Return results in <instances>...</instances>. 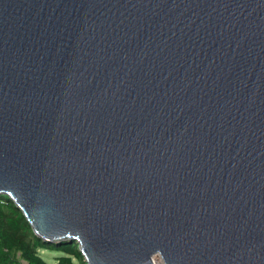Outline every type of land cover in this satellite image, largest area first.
Segmentation results:
<instances>
[{"label": "water", "instance_id": "1", "mask_svg": "<svg viewBox=\"0 0 264 264\" xmlns=\"http://www.w3.org/2000/svg\"><path fill=\"white\" fill-rule=\"evenodd\" d=\"M0 192L86 264H264V0H0Z\"/></svg>", "mask_w": 264, "mask_h": 264}, {"label": "trees", "instance_id": "2", "mask_svg": "<svg viewBox=\"0 0 264 264\" xmlns=\"http://www.w3.org/2000/svg\"><path fill=\"white\" fill-rule=\"evenodd\" d=\"M79 242L64 239L49 243L36 236L21 209L5 193L0 192V264H51L41 249L61 251L57 264H86Z\"/></svg>", "mask_w": 264, "mask_h": 264}, {"label": "rangeland", "instance_id": "3", "mask_svg": "<svg viewBox=\"0 0 264 264\" xmlns=\"http://www.w3.org/2000/svg\"><path fill=\"white\" fill-rule=\"evenodd\" d=\"M63 253L61 251L52 250V249H41V255L51 264H57L58 263V256L62 255ZM156 259V260H155ZM155 263L159 264L158 260H162L159 255H156L154 257ZM74 261L76 264H80L77 259L74 258Z\"/></svg>", "mask_w": 264, "mask_h": 264}, {"label": "bare ground", "instance_id": "4", "mask_svg": "<svg viewBox=\"0 0 264 264\" xmlns=\"http://www.w3.org/2000/svg\"><path fill=\"white\" fill-rule=\"evenodd\" d=\"M155 260H156V259H155ZM158 261H159V262H158L159 264H163V263H162V260H158Z\"/></svg>", "mask_w": 264, "mask_h": 264}, {"label": "built area", "instance_id": "5", "mask_svg": "<svg viewBox=\"0 0 264 264\" xmlns=\"http://www.w3.org/2000/svg\"><path fill=\"white\" fill-rule=\"evenodd\" d=\"M163 263V262H162Z\"/></svg>", "mask_w": 264, "mask_h": 264}]
</instances>
